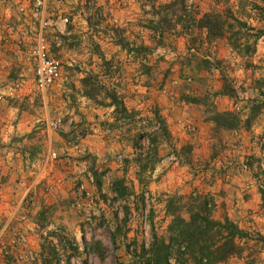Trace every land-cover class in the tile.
<instances>
[{
    "label": "rangeland",
    "instance_id": "obj_1",
    "mask_svg": "<svg viewBox=\"0 0 264 264\" xmlns=\"http://www.w3.org/2000/svg\"><path fill=\"white\" fill-rule=\"evenodd\" d=\"M31 2L0 0V264H196L201 202L242 233L198 264H264V0L60 2L44 92Z\"/></svg>",
    "mask_w": 264,
    "mask_h": 264
},
{
    "label": "trees",
    "instance_id": "obj_2",
    "mask_svg": "<svg viewBox=\"0 0 264 264\" xmlns=\"http://www.w3.org/2000/svg\"><path fill=\"white\" fill-rule=\"evenodd\" d=\"M203 24L208 30L218 27L215 15L204 14ZM225 94V88L222 89ZM162 130V128H161ZM260 197L264 202V189L260 188ZM201 211L197 210L190 214L188 221L183 225L181 230L176 232V239L185 243L184 252L188 253L194 262L198 264L200 257L208 259V261H219L223 260L227 255L235 252L233 238L239 236L242 231L233 225L227 216H224L221 220H215L210 218L205 211L208 208L204 206V202L198 207ZM201 212H204L201 214ZM222 239L221 243L214 249H210V246L217 239ZM195 251L198 252V257H195ZM193 255V256H192ZM83 264H87L85 260Z\"/></svg>",
    "mask_w": 264,
    "mask_h": 264
},
{
    "label": "built area",
    "instance_id": "obj_3",
    "mask_svg": "<svg viewBox=\"0 0 264 264\" xmlns=\"http://www.w3.org/2000/svg\"><path fill=\"white\" fill-rule=\"evenodd\" d=\"M66 0H32L31 16L37 23V31L33 45L28 51L27 59L30 63L32 81L37 89L44 92L61 75V61L49 52L46 33H62L68 21L63 6ZM54 4V6H51ZM49 125H59L58 118ZM55 153L51 152V156Z\"/></svg>",
    "mask_w": 264,
    "mask_h": 264
},
{
    "label": "crops",
    "instance_id": "obj_4",
    "mask_svg": "<svg viewBox=\"0 0 264 264\" xmlns=\"http://www.w3.org/2000/svg\"><path fill=\"white\" fill-rule=\"evenodd\" d=\"M222 109V108H221Z\"/></svg>",
    "mask_w": 264,
    "mask_h": 264
}]
</instances>
